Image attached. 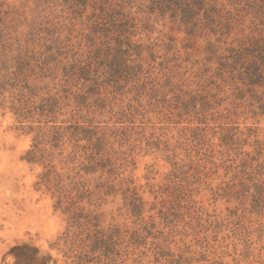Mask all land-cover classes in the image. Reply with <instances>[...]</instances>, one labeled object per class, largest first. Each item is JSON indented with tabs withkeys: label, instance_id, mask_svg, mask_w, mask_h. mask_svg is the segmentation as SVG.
Returning a JSON list of instances; mask_svg holds the SVG:
<instances>
[{
	"label": "rangeland",
	"instance_id": "obj_1",
	"mask_svg": "<svg viewBox=\"0 0 264 264\" xmlns=\"http://www.w3.org/2000/svg\"><path fill=\"white\" fill-rule=\"evenodd\" d=\"M32 1L0 0L22 15L18 28L7 30L11 51L42 53L43 60L61 49L50 67H59L65 51L78 56L90 52L84 20L89 10L83 20H60L54 34H36L30 41ZM124 2V12L135 27L130 41L142 48L129 51L127 58L131 67L139 66V82L108 88L102 110L82 112L90 124H84L86 135L78 138L79 147L87 145L84 137L91 142L102 139V150L116 168L112 189L99 185L111 181L107 175L98 179L99 174L79 172L75 177L83 160L69 162L71 148L66 142L53 149L45 138L39 146L44 154H36L43 165L27 163L36 136L50 135V126L35 124L36 118L19 119L4 103L0 107V264H12L8 253L19 244L38 249L56 264H71L64 242L68 216L55 209L53 186L42 180L48 163L64 188L71 181L80 182L86 193L74 200L96 219L93 230L116 232V264H264V175L252 173L257 165H264V117L252 114L255 104L236 105L226 87L216 92L203 86L215 95L206 107L201 98L206 92L196 87L199 77L213 75L216 67L205 50L208 44L219 53L229 51L264 36V27L226 0H218L217 8L227 24L222 19L211 28L203 27L199 13L200 23L190 33L181 18L158 12L149 0ZM108 63L102 61L105 71ZM36 75L37 71L28 85L43 97L52 86ZM69 118L61 112L56 116L57 122ZM256 143L261 144V154ZM126 189L142 203L139 216L124 200ZM95 253L98 258L101 252ZM100 262L105 264L106 258Z\"/></svg>",
	"mask_w": 264,
	"mask_h": 264
},
{
	"label": "trees",
	"instance_id": "obj_2",
	"mask_svg": "<svg viewBox=\"0 0 264 264\" xmlns=\"http://www.w3.org/2000/svg\"><path fill=\"white\" fill-rule=\"evenodd\" d=\"M124 1L126 0L32 1L31 13L34 16L29 20L30 29L27 32L30 41L36 34L46 36L54 34L60 20L69 18L80 21L83 15L90 11L84 18L87 23V42L91 46L90 52L78 56L71 51H65V57L60 59L63 62L58 61L59 67L57 65L50 67L57 58H60L59 53L63 52L58 47V50L53 51L55 54L50 52L49 57H43V60L40 58L42 53H32V51H15V53L9 49L11 45L10 39H6L7 30L18 28L16 23L22 15L18 10L8 9L6 5L0 4V107L6 103L17 118L22 120L36 118L35 124L45 127L49 125L50 129H48L51 130V134L46 137L42 134L36 136L35 145L28 153L26 162L29 164L39 162L43 165L38 157L44 154L39 146L45 138L53 149L58 148V144L62 146L63 142H66L71 148L69 162L73 163L77 160L75 158L83 160L75 177L80 176L78 175L80 173L85 176L99 174L98 179L107 175L111 181L99 185L108 190L112 189L113 185L110 182L115 180L117 174L115 164L108 153L102 150L104 146L102 139L97 138L91 142L90 137H84L82 140L87 142V145L79 147L78 142L81 139L78 138L83 134L86 135L87 128L84 124H87V127L90 124L81 116L82 112L88 111L90 114L93 112L91 109L100 110L106 100L105 95L109 94L106 91L108 88L119 89L123 84L139 82L138 76L141 70L139 66L131 67L127 58L129 51H140L142 48L130 41V34L135 27L132 19L124 12ZM149 2L158 12H170L181 18L182 24L188 28L186 30L189 33L193 32L200 23L199 13L203 15V27L211 28L214 23L217 24L222 19L226 22L224 24L228 23L227 19L221 16V10L217 8L218 0H149ZM226 3L229 6L240 7L258 26L264 27V0H226ZM5 6L7 10H3ZM56 11L61 14L59 18L55 14ZM223 28L226 29V25ZM205 50L213 58L216 67L213 75L199 77V82L196 84L198 89L206 92V96L201 97L203 104L208 107L209 100L215 98L211 92L202 89L203 86L210 87V90L213 87L216 92H222L226 87L236 105L247 103L251 107L255 104L252 114L264 117V36L239 43L235 48H229V51L221 53L214 51L213 45L209 44ZM102 61L109 62L107 71L103 69ZM58 70L60 73L57 72ZM35 71L38 72L36 78H46L52 86L43 97L38 96L35 87L28 85V80ZM45 86L48 88L47 84ZM72 89H77V92H72ZM92 99L94 102L91 104ZM67 110L69 112H66ZM256 110L258 113H255ZM60 112L69 115L70 118L57 122L56 116ZM256 146L258 154H261L263 152L261 144L256 143ZM80 151L81 155H78ZM36 154L39 156L37 157ZM49 165L50 163L46 166L49 169L43 174L42 180L53 186V193L56 194L55 209L68 216V230L64 242L68 246L66 248L71 264H102L100 260L103 257L106 258L105 264H116V232L93 230L96 225L92 222L96 219L90 214H85L84 210L77 206L79 203L75 201L84 193L80 182L71 181L65 185L68 189L64 188L61 177L52 171ZM261 171L264 175L263 164L257 165L252 173L257 172V176H260ZM123 195L124 197L126 195L124 200L131 212L139 216L142 203L134 191L126 189ZM95 251L101 252L98 258L94 257ZM8 256L11 257L12 264H56L49 255H44L27 244L13 246Z\"/></svg>",
	"mask_w": 264,
	"mask_h": 264
}]
</instances>
